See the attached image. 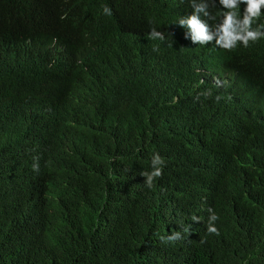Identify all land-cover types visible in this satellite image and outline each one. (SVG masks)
<instances>
[{"label": "trees", "instance_id": "16d2710c", "mask_svg": "<svg viewBox=\"0 0 264 264\" xmlns=\"http://www.w3.org/2000/svg\"><path fill=\"white\" fill-rule=\"evenodd\" d=\"M199 1L0 0V264H264V38L218 51L234 100L205 96Z\"/></svg>", "mask_w": 264, "mask_h": 264}, {"label": "clouds", "instance_id": "9594fccd", "mask_svg": "<svg viewBox=\"0 0 264 264\" xmlns=\"http://www.w3.org/2000/svg\"><path fill=\"white\" fill-rule=\"evenodd\" d=\"M202 1L197 2V5L192 4L193 10L188 12L184 19L178 21L186 38L187 35L191 36L192 47L187 51V57L193 82L195 87L205 92V96L216 94L231 101L244 86L245 72L235 67L237 65L228 59L219 61L221 57L218 51H232L238 45L247 48L250 43L264 38V24L253 27L259 17L264 14L261 11L264 9V0H218L224 11L214 28L210 26L209 19H215V17L206 10L209 4ZM241 4L245 6L242 15L240 11H237ZM103 14L111 15L110 7L103 6ZM149 38L164 40V35L152 29ZM215 46L222 50H215ZM219 96L217 100L220 99ZM263 108L264 102L262 110H257L262 113ZM151 165L153 169L151 172L141 173L149 188L152 187L156 178L162 176L164 160L159 154H155L152 157ZM32 169L35 172L39 171L37 162L33 163ZM208 211L210 216L207 232L219 235L218 229L214 226V222L219 217L211 208ZM192 219L199 222L197 217H192ZM181 238L180 233L176 232L169 236L168 240L176 241Z\"/></svg>", "mask_w": 264, "mask_h": 264}]
</instances>
